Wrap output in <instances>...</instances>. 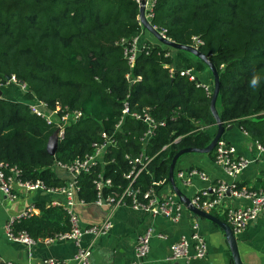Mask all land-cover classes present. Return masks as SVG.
I'll return each mask as SVG.
<instances>
[{
  "label": "trees",
  "instance_id": "trees-1",
  "mask_svg": "<svg viewBox=\"0 0 264 264\" xmlns=\"http://www.w3.org/2000/svg\"><path fill=\"white\" fill-rule=\"evenodd\" d=\"M139 6V0H0V83L15 75L26 84L24 100L0 96V162L8 175L18 168V179L55 188L75 179L76 198L85 203L117 200L129 188L144 200L148 189L171 184L179 150L210 143L216 128L211 69L191 52L158 41L140 23ZM150 11L160 31L199 47L217 66L225 126L237 125L264 145V0H154ZM139 33L131 63L126 47ZM177 58L184 69L174 68ZM187 68L208 71L212 87ZM38 101L49 111H82L66 124L56 154L47 146L59 125L32 112L30 103ZM103 133L114 143L97 164L72 179L59 174L60 164L91 155L94 143L106 140ZM215 150L209 152L214 160ZM132 203L126 196V205ZM36 207L39 213L14 221L16 233L45 240L71 230L65 206Z\"/></svg>",
  "mask_w": 264,
  "mask_h": 264
},
{
  "label": "crops",
  "instance_id": "crops-1",
  "mask_svg": "<svg viewBox=\"0 0 264 264\" xmlns=\"http://www.w3.org/2000/svg\"><path fill=\"white\" fill-rule=\"evenodd\" d=\"M151 41L156 42L154 39ZM184 66L183 62L177 58L174 68L184 69ZM194 73L196 76H200L202 83L211 86L208 71H194ZM3 94L4 97L10 99H25L24 91L16 83L5 85ZM216 129L217 126L213 130L216 132ZM223 138L234 143L238 152L250 158L251 162L236 177H232L215 162L209 153L188 152L183 154L177 162L175 176L179 186L191 198L200 188H210L221 179L236 180L238 185L253 186L257 184L261 187L264 184V152H260L255 141L249 138L246 131L237 125L226 130ZM190 167L204 171L208 178L205 179L197 174L193 176L190 185L184 186L178 178L177 172ZM58 172L67 179L73 177L71 172L63 167H58ZM14 191L17 194L14 198L0 191V264H4V260L35 264L47 257L64 259L66 264H83L75 259L81 246L90 248L89 264H131L135 259L139 236L150 227L155 230V234L151 238L150 251L144 259V264H235L223 227L213 220L193 212L185 205L180 218L172 220L165 214L154 215L128 205L114 206L96 202H76L74 210L78 213L83 225L111 219L112 227L98 236L84 234L78 242L68 238L56 239L52 242L39 239L35 244L29 246L10 237L7 232V223L11 218L21 215L31 206L33 213H39L40 210L36 204L52 202L55 194L41 189L27 190L17 184L14 185ZM172 193L175 192L171 184L165 185L159 191L161 196ZM175 197L180 201L177 195ZM248 203L247 198L235 197L230 194L223 197L224 207H238ZM215 212L224 216L222 210L216 209ZM195 231L206 238L209 246L208 254L203 258L190 260L170 259L171 245L182 235L191 236ZM235 235L244 264H264V216L253 219L245 231Z\"/></svg>",
  "mask_w": 264,
  "mask_h": 264
},
{
  "label": "built area",
  "instance_id": "built-area-1",
  "mask_svg": "<svg viewBox=\"0 0 264 264\" xmlns=\"http://www.w3.org/2000/svg\"><path fill=\"white\" fill-rule=\"evenodd\" d=\"M140 1V0H139ZM154 4V0H149L147 10L151 9ZM148 17L153 16L150 11L147 14ZM163 32V31H162ZM164 33V32H163ZM165 34V33H164ZM166 35V34H165ZM142 33L135 35L130 42V46L126 47V53L128 59L131 63H134L136 55L140 49ZM185 72L192 74V77H196L193 69L187 68ZM9 83H16L21 88L25 89L26 84L20 82L15 75L8 78L6 84L0 83V89ZM204 84V83H201ZM209 87L207 84H204ZM210 88V87H209ZM1 96V94H0ZM30 108L35 114L45 118L49 123L56 122L61 129L59 136L60 140L64 138L65 127L70 119L79 118L82 115L81 110H62L61 107L49 111L47 110V104L43 101L30 103ZM129 111V106L125 104L123 112L127 113ZM56 118L58 120H56ZM149 119V117H145ZM106 140L102 142L94 143V152L84 159H77L71 164H60L61 167L67 169L73 175V178L77 176L78 173L83 171H89L90 168L97 164L99 160L102 159L104 150L112 143L114 140L103 133ZM260 152H264V145L256 142L255 143ZM215 162L220 165L223 170L232 177H236L243 168H245L251 159L240 154L238 148L234 143H231L225 138L219 140L217 146L215 147ZM141 162V160H139ZM8 168L6 163L0 162V191L8 194L10 197L14 198L17 196L14 191V185L17 184L27 190L41 189L49 193L55 194V198L52 200V204L65 206L71 214V230L67 233L60 234L56 237L46 238L47 242H52L56 239H73L76 242L84 234H92L98 236L107 232L112 227V220L107 219L105 221L83 225L80 221L78 213L74 210V205L76 202L85 203L76 198V180L72 179L67 184L55 188L47 187L43 182L37 180L33 181H22L16 176L20 173L18 168L11 167V171L15 175H8L6 172ZM200 175L203 178H208L204 171L196 167H190L187 169H180L177 172L178 178L181 180L184 186H188L192 182V178L195 175ZM110 180L107 181L109 183ZM98 186H102V182L98 183ZM175 194V193H174ZM167 194L166 196H161L154 188H150L144 192V200L139 199L136 192L131 191L130 188L125 190L119 199L115 200L114 197L104 198L100 196L96 203L98 204H110L114 206L126 205V196L132 197L133 203L131 206L136 209H143L154 215L165 214L172 220H177L180 218L184 207V204L179 201L174 195ZM226 194H230L235 197L247 198L249 203L247 205H242L238 207H224L223 197ZM192 202L198 207L213 212L216 209L222 210L224 215H226L227 221L231 224L235 234L243 232L247 229L250 222L259 216H264V187L255 188L250 185L239 186L236 180H225L221 179L215 183L212 187L200 188L192 196ZM33 210V207H29L21 215L11 218L7 223V232L10 237L19 242H23L29 246L37 242L36 239L32 238L26 232L16 233L13 229V223L16 219L23 216L29 215ZM155 234V230L150 227L138 238L136 246L135 259L131 264H144V259L150 251V241L152 236ZM160 235V234H158ZM161 236V235H160ZM209 246L206 238L201 235L198 231L192 233L191 236L182 235L179 240L171 245L170 259H193V258H203L208 254ZM90 248L81 246L75 256V259L83 264L90 263ZM1 259V258H0ZM4 264H22L20 262H15L12 260H4ZM35 264H66V260L47 257L39 260Z\"/></svg>",
  "mask_w": 264,
  "mask_h": 264
},
{
  "label": "water",
  "instance_id": "water-1",
  "mask_svg": "<svg viewBox=\"0 0 264 264\" xmlns=\"http://www.w3.org/2000/svg\"><path fill=\"white\" fill-rule=\"evenodd\" d=\"M139 3H140V6H139L140 23L144 26L145 29L148 30L149 33H151L158 41H160L161 43H163L165 45H168L172 48L181 49V50L191 52L192 54L201 58L202 60H204L207 63V65L209 66V68L212 71V74L214 77V88H213V94H212V99H211V111H212V114L214 116L215 123L217 126L216 132H215L212 140L210 141V143L207 146H205V147H193V146L185 147V148H182L181 150H179L174 155L172 162L170 164L169 180H170V183L173 187L175 194L178 196L180 201L188 209L192 210L193 212H195L201 216H204L206 218L213 220L214 222L218 223L220 226L223 227V229L225 230L226 236H227V240H228L230 247H231V250H232V254H233V257L235 260V264H244V262L241 258L237 237L235 235V232H234L231 224L228 221H225L224 219L219 217L217 214L210 212V211H206V210L198 207L197 205H195L192 202V198L189 195H187L182 190V188L179 186V184L176 181V176H175V170H176L177 162L183 154L188 153V152H203V153L211 152L217 146L219 140L223 138L225 131L228 129H231L234 126L233 124L225 126V124L223 123V121L221 119L219 110L217 108V99H218V95H219L220 88H221V80H220L219 70H218L217 66L215 65V63L212 61V59L208 55H206L203 51H201L199 49V47H197L195 45L184 44V43H180V42H177L175 40H172L167 35H165L162 31H160L155 25H153V23L151 22V20L147 16V8H148L149 0H140ZM8 78H11V76L9 75ZM197 80L199 83H201L200 79L197 78ZM0 94L1 95L3 94V89H0ZM60 131H61V129L59 127L56 128V130L53 132V134L49 137L47 147H48V150L51 154H56V152H57V149H58V146L60 143V136H59Z\"/></svg>",
  "mask_w": 264,
  "mask_h": 264
},
{
  "label": "clouds",
  "instance_id": "clouds-1",
  "mask_svg": "<svg viewBox=\"0 0 264 264\" xmlns=\"http://www.w3.org/2000/svg\"><path fill=\"white\" fill-rule=\"evenodd\" d=\"M253 85H255L257 83V79L254 77L253 81H252Z\"/></svg>",
  "mask_w": 264,
  "mask_h": 264
},
{
  "label": "rangeland",
  "instance_id": "rangeland-1",
  "mask_svg": "<svg viewBox=\"0 0 264 264\" xmlns=\"http://www.w3.org/2000/svg\"><path fill=\"white\" fill-rule=\"evenodd\" d=\"M211 85V84H210ZM211 87H212V85H211Z\"/></svg>",
  "mask_w": 264,
  "mask_h": 264
}]
</instances>
